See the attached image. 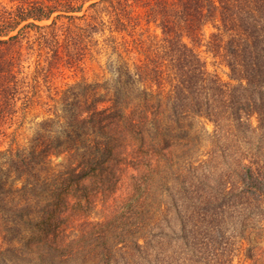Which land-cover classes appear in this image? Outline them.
Here are the masks:
<instances>
[{
	"label": "trees",
	"instance_id": "1",
	"mask_svg": "<svg viewBox=\"0 0 264 264\" xmlns=\"http://www.w3.org/2000/svg\"><path fill=\"white\" fill-rule=\"evenodd\" d=\"M136 5L159 32L141 58L56 100L100 38L132 52ZM44 96L29 145H4ZM1 147L0 264H234L264 236V0H0Z\"/></svg>",
	"mask_w": 264,
	"mask_h": 264
},
{
	"label": "rangeland",
	"instance_id": "2",
	"mask_svg": "<svg viewBox=\"0 0 264 264\" xmlns=\"http://www.w3.org/2000/svg\"><path fill=\"white\" fill-rule=\"evenodd\" d=\"M144 11L145 8L138 5H136L134 8L133 16L137 18L136 22L138 27L135 31V34L128 36L127 38V44L130 50H132L131 53L126 54L123 46H119V48L117 47L116 51H112L108 44H105L103 38H100L96 46L90 47L85 52L84 60L80 65L78 64L76 67L73 65L70 69L64 72V75L62 76L63 78L55 79L52 82V87H56L58 93L55 95L54 92H52L53 94L51 93V95H53L56 100L61 102V97L63 95V98L67 96L64 92L67 91L71 86L84 83L90 85L97 84L101 86L105 83H109L113 77L111 72L113 64L118 65L124 60L128 63H131L133 61L132 58H141L142 48L140 47V39L145 38L146 35L159 36L158 30L155 29L153 25L145 24ZM142 33L143 35H140ZM207 35L208 29H205V39L207 38ZM198 51L205 62L207 70L216 72L223 81L229 80L227 69L222 64H220L217 59H214L209 53H207L203 46L200 47ZM98 90L100 94L103 92L101 88ZM47 100L48 99H46L44 96V99L42 98L39 101L34 100L35 102L28 106L22 117L19 118L12 129L7 132L3 139L4 145H9L11 148H15L16 146L27 147L29 145L38 123L42 122L43 120H47V108L42 104V102H47ZM56 107L58 109L61 108L59 104ZM197 124H201V122H195L192 127ZM206 128L210 130L211 126L208 125ZM205 146V142L199 140L194 148L201 151L202 148H206ZM0 150H3L2 147ZM57 161H59V159ZM92 215L98 218L100 216V210H95L92 212ZM258 234V232L250 234L249 240H245L242 243L241 251H239L237 257L235 258L234 264H252V262L246 258V250L254 246L264 249V236L259 235V237Z\"/></svg>",
	"mask_w": 264,
	"mask_h": 264
}]
</instances>
